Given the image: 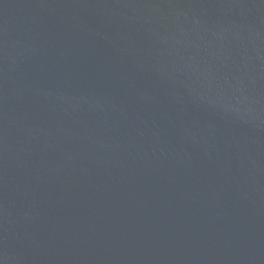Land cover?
Wrapping results in <instances>:
<instances>
[{"label": "water", "instance_id": "95a60500", "mask_svg": "<svg viewBox=\"0 0 264 264\" xmlns=\"http://www.w3.org/2000/svg\"><path fill=\"white\" fill-rule=\"evenodd\" d=\"M0 264H264V0H0Z\"/></svg>", "mask_w": 264, "mask_h": 264}]
</instances>
